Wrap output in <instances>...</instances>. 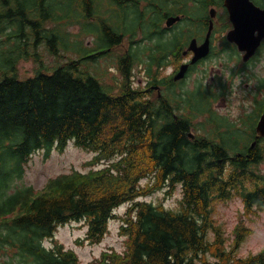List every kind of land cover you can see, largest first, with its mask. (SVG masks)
Segmentation results:
<instances>
[{"label":"trees","instance_id":"trees-1","mask_svg":"<svg viewBox=\"0 0 264 264\" xmlns=\"http://www.w3.org/2000/svg\"><path fill=\"white\" fill-rule=\"evenodd\" d=\"M54 1L0 0V47L12 40L23 50V55L0 62V257L9 258L3 264H83L73 250L57 242L46 248L42 242L52 241L60 226L82 221L87 227L84 241L99 244L115 218L114 209L124 203L129 208L119 233L125 236V249L104 251L90 264H264V251L237 256L249 228L239 224L229 242L213 219L218 204L233 197L241 198L246 215L264 213L259 150L247 160L234 156L224 173L225 145L202 136L189 140V118L172 121L168 109L156 110L146 100L147 90L131 87L129 53L123 55L125 61L119 59L123 81L117 93L83 68L82 59L45 69L38 48L44 45L60 58L59 41L66 38ZM73 2L85 21L98 23L105 44L117 48L121 37L93 13V0ZM147 4L157 10L160 21L162 3ZM7 26L14 31L6 33ZM19 59H31L38 71L20 79ZM159 118L166 120L164 125ZM70 140L97 153L86 165L102 162L104 168L59 175L38 192L24 188L9 193L33 153L63 151ZM142 178L153 183L141 186ZM167 184V195L174 185L181 186L177 213L137 200Z\"/></svg>","mask_w":264,"mask_h":264},{"label":"rangeland","instance_id":"rangeland-1","mask_svg":"<svg viewBox=\"0 0 264 264\" xmlns=\"http://www.w3.org/2000/svg\"><path fill=\"white\" fill-rule=\"evenodd\" d=\"M154 2H158L159 0H153ZM69 0H55L54 1V9L56 14L63 15V23L66 28L63 29V34L65 35V39H62L61 45L58 49L61 58H56L49 54L48 50L44 45H41L38 48V52L41 55L43 67L47 70H50L57 64L65 62L71 59H79L81 57L80 52L83 51V48H87V51H92L95 46H102L98 41V33H100V29L97 27L95 23L88 24L84 21L81 16L82 12L76 6H69ZM147 1L140 0V4L145 7ZM152 6H146L145 9L149 10ZM94 12L97 15H100L110 21H112L113 28H137L125 31L122 29L123 35L122 40L124 42H128L129 39H133L136 42V65L133 69V84L135 87L142 85L146 82V76H150L153 73V70L150 71V56L151 51L158 46V44L163 45L168 43L167 39L177 31H181V25L184 22H180L174 25L173 31H167L163 36L155 35L152 37L150 35L151 31H156L151 27L152 20L149 22L146 20L149 14L144 16V20L138 23L136 19L137 13L135 12L134 6H126V10L124 8H113L109 6L108 0H94ZM66 13V15H65ZM125 13H127V19L124 23L122 20L124 18ZM195 14H198V11H195ZM73 19V23H71V19ZM155 16V13L152 14V17ZM67 18V21L65 19ZM156 19V18H155ZM134 20V21H132ZM136 26V27H135ZM6 33L13 32V28L11 26H7ZM162 27H164V23L162 22ZM121 31V29L119 30ZM101 37L99 39L101 40ZM31 43V42H30ZM2 45V44H1ZM12 47L10 51L5 52L3 56L0 57V60L4 59H14L17 58L18 55H23V50L18 49L16 45L12 46V40L7 41L0 47V52L2 50L9 49ZM88 65L86 67L89 70L97 75L102 77V81L106 86L112 84L113 80H116L115 73L119 78V74L116 68V59L114 56L111 58L107 57H98L94 61H88ZM110 70L109 67L112 66ZM4 68L0 66V75L1 71ZM253 74L258 77L264 76V62L259 61L258 63L252 64ZM17 75L20 78H26L33 76L38 71V64H35L31 59H21L16 63ZM110 70V71H109ZM146 70V71H145ZM164 70L162 73L164 74ZM255 78H249L245 83H248L249 86L254 84ZM243 83V87L245 86ZM264 84V83H263ZM210 85L209 80H203L199 76L196 77L192 75L187 77L183 84L176 85L175 91L176 93L185 92L183 100H181V106L183 108L181 113H189L191 112V105L186 103V94L190 93L194 90L201 89L205 90ZM110 87V86H109ZM176 93H168L167 95L170 98H175ZM201 92H195L192 98V101H199L201 109L205 102L200 99ZM236 104L234 101L233 105ZM211 108V105H210ZM216 113L218 117L223 118L225 121H229L231 124H235L238 117L242 116V111L240 109H234L229 104L228 100L222 101L220 99L215 103ZM212 109V108H211ZM242 119H248L247 117H243ZM248 120H252L248 119ZM197 125L195 129H193L194 134H202V135H213L215 132V126L212 123V119L208 117L205 120V117L198 118L194 121ZM220 125H224L223 121L219 122ZM235 126L245 129L246 124L241 122L235 124ZM226 130H230L229 128L223 129L222 135H227ZM215 137V136H214ZM242 138V137H241ZM248 140V138H246ZM231 147V146H229ZM238 149L239 147H233ZM233 149L230 154L235 151ZM94 155L88 153L86 150L82 148H77L74 146L73 141L68 143V146L63 151L52 150L49 155L46 157L45 153L40 151L32 155L29 160L27 166L25 167L24 175L19 180H14L10 185L9 193H14L17 189L22 188H33V190L42 189L47 181L51 178L56 177L59 174L70 173L73 170L87 172L89 170L88 166H84V163L90 160ZM102 166L96 167L101 168ZM257 170L264 175V158L259 163ZM148 180H143L141 183L144 185ZM181 197L180 189L167 197L164 194V191H158L153 195L146 197L145 200L147 202H151L153 204H158L162 202L163 206L166 209L175 210L178 206V201ZM213 219L217 225H219L224 232V236L228 238V241L231 242L234 237V230L239 224H243L245 227L250 229V233L246 235L240 247L237 249L236 253L238 257H247L252 254H257L261 251H264V213L259 212L258 214H245L242 202L233 198L225 203L219 204L216 207L215 213L213 215ZM120 221L118 219L114 221H110L108 229V234L104 237L101 243L97 245H91L84 243L83 238L86 234V228L80 225V223H70L66 224L58 228L57 232L52 241L47 240L43 242V245L46 247L54 246V242H57L63 245L64 249H71L76 253V256L80 263L90 264L96 259H98L101 254L107 249H113L114 252H122L125 249L124 238L119 234ZM208 238L212 239V235L208 232ZM80 240L82 243H79ZM4 260H9L8 257H0V264H3ZM196 264H200L196 262Z\"/></svg>","mask_w":264,"mask_h":264},{"label":"flooded vegetation","instance_id":"flooded-vegetation-1","mask_svg":"<svg viewBox=\"0 0 264 264\" xmlns=\"http://www.w3.org/2000/svg\"><path fill=\"white\" fill-rule=\"evenodd\" d=\"M191 1L194 4L195 11H198V14H196L198 19L190 17L188 13L186 17L185 14H179L185 18V23L181 26V31H177L176 34L173 33L167 39L172 48L167 53L166 76L161 79L159 84H151L146 81L145 85L149 84L151 88L149 94L152 98L155 96L159 99L161 96L167 97L168 93H172L176 82L169 81V78H173L181 65L190 63L193 56L192 51H189L191 43L194 41L197 45H200L204 42L209 31V22L212 20L213 27L209 39V53L195 64L188 66L184 79L195 75L203 80L210 81L208 88L202 90L201 93L209 98L213 110L212 122H214L215 133L223 129V125H220L219 122H226L223 118L217 116L216 108H214L218 99L222 101L227 99L232 108L242 111V116L238 117L236 122H243L246 127L242 131V138L240 137L238 140V144L243 146V149L237 151L236 156H243L247 160L250 154L252 157L257 155L258 145L264 144V137H258L256 132V124L264 111V76H255L252 69V64L256 65L259 61L264 62V40L256 54L248 61H244V52H239L237 46L226 39V34L231 30L232 25L229 21L228 12L223 5L224 0ZM254 4L263 8L264 0H254ZM210 9L214 10L212 14ZM124 52L126 53L127 49H124ZM251 77L255 78L253 80L254 84L249 86L245 82ZM243 83H245L244 87ZM234 101H236L235 105H233ZM173 116L175 117L174 114ZM243 117L252 118V120L242 119ZM244 136L246 137L243 143ZM225 158L227 157L225 156Z\"/></svg>","mask_w":264,"mask_h":264},{"label":"water","instance_id":"water-1","mask_svg":"<svg viewBox=\"0 0 264 264\" xmlns=\"http://www.w3.org/2000/svg\"><path fill=\"white\" fill-rule=\"evenodd\" d=\"M225 6L230 13V19L233 24V31L229 33L228 40L238 45L240 51L245 52L244 59L250 58L258 48L261 40L264 38V8L256 7L251 0H225ZM238 4L239 7H235ZM179 18H169L167 26L172 25ZM207 42H205L197 51L193 61L203 57L207 51ZM186 66L175 77L181 79L185 73ZM257 131L264 135V114L258 123Z\"/></svg>","mask_w":264,"mask_h":264},{"label":"bare ground","instance_id":"bare-ground-1","mask_svg":"<svg viewBox=\"0 0 264 264\" xmlns=\"http://www.w3.org/2000/svg\"><path fill=\"white\" fill-rule=\"evenodd\" d=\"M225 93V92H224Z\"/></svg>","mask_w":264,"mask_h":264}]
</instances>
